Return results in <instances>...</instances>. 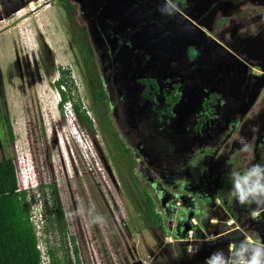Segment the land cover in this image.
<instances>
[{
    "label": "rangeland",
    "instance_id": "374dc122",
    "mask_svg": "<svg viewBox=\"0 0 264 264\" xmlns=\"http://www.w3.org/2000/svg\"><path fill=\"white\" fill-rule=\"evenodd\" d=\"M171 1L174 8L182 7V14L190 24L182 20V31L178 33L156 0H142L138 18L132 16L131 20L135 24L131 29L136 31L131 42L139 51L145 48L137 41L140 31L146 27L147 30L153 22L161 30L163 47L173 52L187 71L216 41L245 61L253 73H264L263 9L257 13L245 0H225V7H222L224 0ZM116 4L125 5L121 0H24L20 10L5 15L0 3V159L13 160L17 185L27 191L31 219L39 228V237L44 227L42 201H33L29 184L54 183L66 228L58 237L48 222L45 225L47 239L55 250L53 259L65 254L68 263L75 264L74 245L82 264H132L135 260L140 264H180L179 250L185 258H191L200 250L201 240H192L194 232L188 230L186 240L175 241L151 224L141 193V180L146 177L144 165L137 155L129 156L119 150L121 119L127 120V97L113 105L110 115L105 111L104 100L93 94L113 84L107 76L110 68L115 70L122 65L127 72V63H121L127 58L116 52L118 48L122 52L127 50V30L120 21L127 15L122 10L117 15L107 13ZM147 10L151 11L152 18L142 15ZM149 53L151 60L162 58L161 53ZM59 67L69 70L76 87V92L71 91L73 99L78 101L79 109H84L90 122H79L67 100L61 107L57 105L59 97L54 83L60 76ZM62 88L65 90L66 86ZM116 90L122 91L117 83ZM5 115L12 129V140L6 131ZM263 133L264 81L237 124L215 147L212 156L216 161L212 169L217 170L219 158L227 155L229 170L246 171L256 163L254 146ZM79 135L85 151L76 143ZM241 137L248 144L246 152L240 150ZM125 140L122 138L126 144ZM207 142V146L212 145V140ZM223 180L220 189L225 200L226 179ZM189 183L170 187L182 190L191 186ZM48 190L43 189L47 200ZM189 196L184 199L186 209L194 206ZM250 204L241 205L231 194L228 207L232 219L226 223L232 224L234 219L240 227H245L247 240L254 235L259 241L257 237L264 235V226L253 220L260 218L264 207L258 209L259 205L254 202L250 208ZM219 210L209 209L205 213L207 221H198L199 217L195 216L190 218L191 222L200 224L204 240L214 237L210 231L217 224L215 220L219 221L215 215ZM96 213L106 218L105 225H88V219ZM174 221L170 218L167 223L172 225ZM42 259L41 264H54L45 256Z\"/></svg>",
    "mask_w": 264,
    "mask_h": 264
},
{
    "label": "trees",
    "instance_id": "16d2710c",
    "mask_svg": "<svg viewBox=\"0 0 264 264\" xmlns=\"http://www.w3.org/2000/svg\"><path fill=\"white\" fill-rule=\"evenodd\" d=\"M121 1L125 3L123 7L117 6V3L115 7L110 6L115 10L114 13L110 9L108 10L111 12L107 13L112 16L122 10L127 15L123 21L120 20L127 30V50L125 52L118 50L119 48L116 50L117 54L121 53L127 58L124 60L122 57L121 60V63H127V72L122 65L116 66L115 70L110 68V73L107 69V76L113 84L109 89L100 88L93 91V94L99 100H104L105 111L110 115L113 113V105L127 97V120L121 119L119 131H122V136L119 150L129 156L137 155L142 166L144 165L146 177L141 180V193L144 196L146 215L153 226L159 227L175 241L186 240L187 231L193 230L192 240H201V248L188 259L179 250V263L206 264V257L215 249H223L228 254L238 242L248 241L246 239L248 234L244 232L245 227H240L234 219L232 224L226 223V220L232 219L228 201L232 194L233 169L229 170L227 155L219 158L217 170L212 169L211 165L216 161L212 153L220 140L237 124L242 112L264 81V73H253L245 61L221 47L216 41L206 48L203 56L187 71L176 60L174 53L163 47L161 30L153 22L149 23L147 30L146 27L140 31L137 41L143 43L145 48L139 51L131 42L135 40L133 34H136V31L131 29V26L135 25L131 20L132 16L137 17L142 0ZM156 2L164 10L166 20L170 21L174 31L178 33L182 31V20L190 24L182 14L180 3L178 8L176 6L177 10L172 6L171 0ZM147 11L142 15L152 18L151 11ZM118 30L123 34L119 25ZM149 52L161 53L163 59L159 57L151 60ZM59 71L60 76L54 83L59 97L57 105L61 107L66 100L69 101L78 121L90 122L84 109H79L78 101L73 99L71 91L76 92V87L69 76V70L59 67ZM116 83L122 88L120 93L117 92L118 89L116 90ZM60 85L66 86V89ZM121 105L122 108L125 107L123 103ZM112 118L117 121L116 115ZM5 122L7 134L12 140V129L7 115ZM124 137L127 138L126 144L122 141ZM210 140L212 145L207 146V141ZM201 146L204 147V151L201 150L203 149ZM254 148V155L257 158L255 164L264 165V133L260 134ZM149 175L155 182L149 183L151 180ZM223 179H226V187L223 190L225 200H222L220 189ZM186 182H190L191 186L182 190L170 187L171 184L180 183L185 186ZM45 188L49 189V201L43 196ZM40 192L44 227L41 229L39 239L50 262L68 263L65 254L53 259L55 250L47 239L45 227L47 222L58 237L63 235L66 228L54 183L41 184ZM187 194L194 201V206L188 209L184 203ZM216 197L219 198L218 201H215ZM253 206L254 202L250 204V208ZM193 207L198 213L194 209L193 213L190 211ZM216 207L220 208L215 213L219 221L215 220L217 224H214L210 231L214 237L204 240L200 224L191 222L190 218L195 216L199 217L198 221H207L208 216L205 213ZM263 207L264 204H260L258 209ZM170 218L175 219L172 225L167 223ZM253 222L264 226V213ZM250 237L253 238L249 239L250 241L264 242V235L257 237L259 241L254 235ZM37 241L26 190L17 185L13 160L10 157L2 158L0 264H41ZM72 250L76 256L74 245Z\"/></svg>",
    "mask_w": 264,
    "mask_h": 264
},
{
    "label": "clouds",
    "instance_id": "9594fccd",
    "mask_svg": "<svg viewBox=\"0 0 264 264\" xmlns=\"http://www.w3.org/2000/svg\"><path fill=\"white\" fill-rule=\"evenodd\" d=\"M65 138L66 142L69 144L66 135ZM239 143L242 145L240 150L246 152L248 150V144L245 142V138L241 137ZM66 175H68L67 172ZM237 177H239V179H237ZM231 184L232 195L241 205L252 202L258 205L264 204V165L252 164L243 173H232ZM29 190L31 191L30 197L34 198L33 201L36 200L40 202L42 199L40 184H29ZM256 215L257 213L254 212V219ZM105 224L106 218L99 213H96L93 218L88 219L89 226H103ZM44 256L48 260L46 252ZM44 256L40 255L41 262ZM206 264H264V242H253L250 240L240 241L229 250L228 254H226L223 249H215L206 257Z\"/></svg>",
    "mask_w": 264,
    "mask_h": 264
},
{
    "label": "water",
    "instance_id": "95a60500",
    "mask_svg": "<svg viewBox=\"0 0 264 264\" xmlns=\"http://www.w3.org/2000/svg\"><path fill=\"white\" fill-rule=\"evenodd\" d=\"M0 3L5 15H9L24 6V0H0ZM132 264H140V261L135 260Z\"/></svg>",
    "mask_w": 264,
    "mask_h": 264
},
{
    "label": "crops",
    "instance_id": "0c3cea01",
    "mask_svg": "<svg viewBox=\"0 0 264 264\" xmlns=\"http://www.w3.org/2000/svg\"><path fill=\"white\" fill-rule=\"evenodd\" d=\"M244 2H248L250 4V6L252 5V10H255L257 13L260 11V9L261 10L263 9V12H264V0H245ZM260 16H262V15H260ZM254 22H255V20H254ZM255 25L258 26V23H255Z\"/></svg>",
    "mask_w": 264,
    "mask_h": 264
},
{
    "label": "built area",
    "instance_id": "2783aa9c",
    "mask_svg": "<svg viewBox=\"0 0 264 264\" xmlns=\"http://www.w3.org/2000/svg\"><path fill=\"white\" fill-rule=\"evenodd\" d=\"M225 5H226V3H225V0H224V2H223V6H222V7H225ZM217 8H219V7H216V9H217ZM214 12H216V11H214ZM68 102H69V101H68ZM34 226H35L36 235H37V237H38L37 247H38V249H39V251H40V255L44 256V253H45V252H44V248H43V245H42V243L40 242L39 236H38V234H37L39 228L36 227V224H35Z\"/></svg>",
    "mask_w": 264,
    "mask_h": 264
},
{
    "label": "flooded vegetation",
    "instance_id": "af4514ba",
    "mask_svg": "<svg viewBox=\"0 0 264 264\" xmlns=\"http://www.w3.org/2000/svg\"><path fill=\"white\" fill-rule=\"evenodd\" d=\"M73 259H74V263H75V264H82L80 258H79L78 255H77V251H76V256H75V254H73ZM76 260H77V262H76ZM68 262H69V261H68ZM68 264H70V263H68ZM86 264H88V263H86Z\"/></svg>",
    "mask_w": 264,
    "mask_h": 264
},
{
    "label": "bare ground",
    "instance_id": "6f19581e",
    "mask_svg": "<svg viewBox=\"0 0 264 264\" xmlns=\"http://www.w3.org/2000/svg\"><path fill=\"white\" fill-rule=\"evenodd\" d=\"M18 10H20V9H18ZM18 10H17V11H18ZM17 11H16V12H17ZM76 132H77V131H76ZM76 134H77V133H76ZM80 136H81V135H79V137H76V138H77L76 143H77V145H78L79 147H81V149L83 148V150L85 151L84 147L82 146V144H81V142H80Z\"/></svg>",
    "mask_w": 264,
    "mask_h": 264
}]
</instances>
